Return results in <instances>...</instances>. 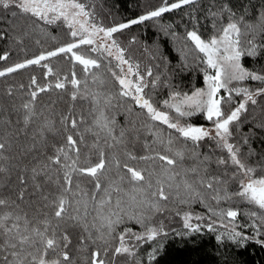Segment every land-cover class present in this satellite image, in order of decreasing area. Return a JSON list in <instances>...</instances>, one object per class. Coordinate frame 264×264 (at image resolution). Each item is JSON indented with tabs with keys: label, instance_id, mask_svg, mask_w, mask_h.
Segmentation results:
<instances>
[{
	"label": "snow or ice",
	"instance_id": "6c2138e0",
	"mask_svg": "<svg viewBox=\"0 0 264 264\" xmlns=\"http://www.w3.org/2000/svg\"><path fill=\"white\" fill-rule=\"evenodd\" d=\"M185 8L192 23L182 36L161 23ZM0 10L31 21V31L12 38L17 45L37 30L55 42L44 48L35 39L42 50L0 67V78L41 69L27 84L9 83V103H0V264H154L169 235L157 218L169 212L165 218L181 224L170 229L176 236L207 230L220 245L264 247V155L240 129L249 106L264 98V67L243 64L264 52V8L249 20L246 7L210 0L207 38L195 15L199 0H159L136 18L109 24L89 0H0ZM145 22L183 42L181 68L194 56L202 87L173 83L158 45H144L142 53L165 70L142 67L131 52L137 37L127 45L119 37ZM50 26L66 39L50 35ZM61 58L68 72L54 67ZM51 92L56 99L40 103ZM65 95L67 107L58 108ZM197 115L206 123H193ZM257 126L264 130V120Z\"/></svg>",
	"mask_w": 264,
	"mask_h": 264
},
{
	"label": "trees",
	"instance_id": "16d2710c",
	"mask_svg": "<svg viewBox=\"0 0 264 264\" xmlns=\"http://www.w3.org/2000/svg\"><path fill=\"white\" fill-rule=\"evenodd\" d=\"M90 3L95 5V12L97 19L103 20L104 23L109 24L113 22H123L128 19L136 18L145 12L148 8L156 6L159 0H89ZM217 4L224 2V0H216ZM231 6L236 10L247 8V17L249 20L255 19L256 14L264 8V0H227ZM210 0H199V10L195 13L199 18V27L201 33L207 38L211 34L212 22L210 19H206L205 9L209 6ZM189 9L185 8L172 13L164 15L161 23L172 24L174 30L181 36L185 31V27H191L190 17L185 15V12ZM31 21H27L24 18H13L9 12L0 10V30L7 33V37L0 39V54L5 51L11 53L7 62L0 61V67L6 66L14 62H18L24 59L26 56L36 54L39 50H42L40 46L34 44L35 39H41L43 47L48 48L54 46V41L50 39V36L40 34L37 30L36 33L31 34L24 38V45H17L12 39L14 36L20 34L23 30L27 29V25ZM31 31L30 29H27ZM50 35L57 36L58 39H66V36L61 29L50 26L48 28ZM137 37V43L131 45V52L136 59H139L143 65L146 64H160L157 69L154 67V71L163 72L164 65L160 61H152L142 53V47L144 45L159 46L160 51L170 61V67L168 73L172 76V82L178 84L182 89L188 90L190 88L202 87L203 76L200 72V66L197 65L194 56L189 54L187 68H181L180 65V53L177 48L182 47V41L173 39L170 36H165L163 32L159 31L152 22H145L141 25H133L130 29L120 35V40L123 44L127 45L128 40L132 36ZM25 47L26 51L21 52L20 48ZM54 67L68 72L70 65L62 58L54 60ZM243 64L248 68L260 69L264 67V52H261L255 58H243ZM79 72V69H77ZM36 74L41 76V69L38 67H30L25 70H21L16 74H12L6 78H0V103L7 104L9 100L3 95L4 89L9 83L20 84L28 83L29 76ZM43 82V81H42ZM253 87L258 86L255 82H251ZM165 90L161 89L163 95ZM57 93H45L40 96V103H46L49 99H56ZM20 92L17 91L16 97L13 98L17 104L20 102ZM68 98L65 95L64 102L58 105V108H66ZM81 108L86 109L87 105H78V110ZM264 98H261L260 104L255 108L249 106V112L245 116L240 129L243 133L248 134L250 139V146L255 150V153L264 155V130L257 125L264 120ZM117 119L123 123L124 117L118 115ZM193 123L204 124L203 116L197 115L192 119ZM207 151V148L203 149ZM245 153L248 152V147L243 149ZM256 161V157L253 156L252 162ZM171 208H175V205H169ZM193 210L195 212H203L204 209L200 205H194ZM173 213H165L164 216L157 219H163L166 228L169 229V235L164 240V249L161 250L157 262L154 264H264V247L255 242H249L243 249L237 248L230 243L223 245L218 244L214 239V233H209L207 230L202 231L199 234H193L191 237L176 236L170 231V229H180L181 224L179 218L168 220L165 217L172 216ZM245 218H241L243 222ZM147 247V246H145ZM124 264V261H121Z\"/></svg>",
	"mask_w": 264,
	"mask_h": 264
}]
</instances>
